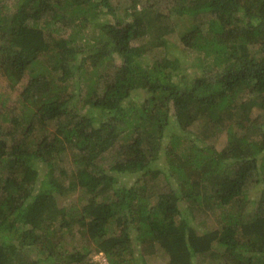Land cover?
Segmentation results:
<instances>
[{
    "label": "trees",
    "instance_id": "obj_1",
    "mask_svg": "<svg viewBox=\"0 0 264 264\" xmlns=\"http://www.w3.org/2000/svg\"><path fill=\"white\" fill-rule=\"evenodd\" d=\"M124 1L0 0V69L10 88L28 75L21 104L0 103V264H264V188L247 194L264 183V123L244 131L264 109V0H168L208 16L179 35L202 69L191 78L166 51L142 59L166 48L159 0ZM71 190L73 213L57 204ZM199 208L216 228L196 229Z\"/></svg>",
    "mask_w": 264,
    "mask_h": 264
},
{
    "label": "rangeland",
    "instance_id": "obj_2",
    "mask_svg": "<svg viewBox=\"0 0 264 264\" xmlns=\"http://www.w3.org/2000/svg\"><path fill=\"white\" fill-rule=\"evenodd\" d=\"M14 1V0H12ZM126 4V1L124 0H113L112 5L114 7L118 8L119 11L122 10V6ZM141 3L138 4L137 8H141ZM10 9H12V4L9 5ZM171 7V3L168 0H159L156 5L154 6V9L151 11L150 15L155 16L154 12L159 13V18L157 19V27H160L161 29L166 28L167 31L165 33L166 38V48L163 50L162 48H158L156 46H153V51L149 49V51L144 52L142 59H155L159 57L164 56V52L169 53V57H176L179 60H181L183 63V68L181 69L182 75H187L189 78H191L194 75L199 74L202 72L201 68L197 66V61L195 60V53L192 49L185 47L179 38V35L181 32H184L185 30L189 29V23L190 21H197L199 24H202V22H205L208 18V16H205V18L202 16L201 19H190L178 16L174 13H169ZM109 19L113 21L112 17L109 16ZM145 27V26H144ZM151 29V32L148 31L147 27H145V33L141 37L137 38L134 42L139 45H148L149 41L153 39V28L155 27H149ZM88 36H90L91 30H87L86 32ZM152 45V44H151ZM115 62L118 63L119 59H115ZM114 69V66H110L108 69L107 75H109ZM28 79V75H25V77L21 80L19 84L16 85L15 88H10L9 83L10 79L7 75L4 74L3 71L0 69V103L4 100L6 105L9 106H19L21 104L20 95L19 92L21 91L23 84L26 83ZM178 79V77H177ZM83 90V89H82ZM84 91V90H83ZM135 95V98H140L141 95H138V91H135L133 93ZM75 107H78V103H76ZM251 118L254 122V125L251 127H248L244 131L248 136L254 137L258 133V129L261 126L262 123H264V109L262 106L258 107V105H255L252 109ZM175 123L172 121L171 125H174ZM204 125V122L202 118L198 119L192 126H190V136L195 137L199 133V129ZM40 126V125H39ZM32 136L36 137L37 132L32 131ZM210 138L206 140V142H215V147L219 150L222 148V146L225 143V133L221 132L220 136L214 137L215 133L211 134V131L209 133ZM198 138V137H197ZM68 156H65L64 159H66ZM112 158L111 154L106 159L104 164L109 162ZM110 159V160H108ZM149 178V177H148ZM136 178L131 179V177L128 176H122L121 180L126 181L127 183H131L135 181ZM150 179V178H149ZM150 184H153L155 188L159 189V185L164 183V180L162 178H156V179H150ZM264 188V183H258L252 182L247 187V194L248 198L250 200H255L259 197V194L261 190ZM82 203V200H79L78 192L71 190L67 191L66 194L57 196V204L58 206H66L69 211L74 212V210L77 209V207ZM189 210V211H188ZM188 214L194 218L193 224L196 226V229L198 231H208L216 228L218 225V216L217 211L216 213H207V211L202 210L199 208L196 209H188ZM73 244L79 245L81 243V239L79 235H76L72 239ZM100 253V252H99ZM98 253H94L91 257V262L93 264H100V257L97 255ZM103 255V254H102ZM105 257V256H104ZM165 257L163 255H156L153 259H150L149 264H158V263H164ZM206 264H212L207 262Z\"/></svg>",
    "mask_w": 264,
    "mask_h": 264
},
{
    "label": "built area",
    "instance_id": "obj_3",
    "mask_svg": "<svg viewBox=\"0 0 264 264\" xmlns=\"http://www.w3.org/2000/svg\"><path fill=\"white\" fill-rule=\"evenodd\" d=\"M97 255L98 257H100V264H108L106 258L104 257V255H102V253H98Z\"/></svg>",
    "mask_w": 264,
    "mask_h": 264
}]
</instances>
